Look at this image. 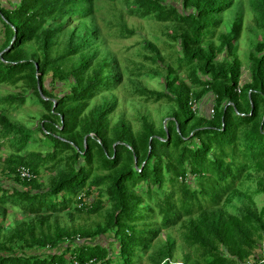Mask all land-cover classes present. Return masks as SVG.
<instances>
[{
	"label": "trees",
	"instance_id": "trees-1",
	"mask_svg": "<svg viewBox=\"0 0 264 264\" xmlns=\"http://www.w3.org/2000/svg\"><path fill=\"white\" fill-rule=\"evenodd\" d=\"M107 1L115 4L16 0L0 6V85L19 88L0 95V152L9 150L0 154V177L12 181L0 182V264H70L71 258L136 264L144 255L151 264H239L261 249L264 232V204L247 201L240 189L255 180V191L264 192V0H246L257 38L247 77L236 54L244 1L181 0L178 9L165 0H123L129 15L171 22L178 44V60L167 63L155 43L142 42L151 53L143 58L162 63L163 72L154 75L163 87L141 85L139 63L129 70L133 93L163 99L171 109L159 124L141 114L136 129L124 117L111 123L122 71L95 16ZM234 2L233 21L222 31V13ZM114 19L116 36L136 33L122 14ZM98 94L100 102L89 107ZM192 98L198 112L189 106ZM27 101L40 106L35 128L6 112ZM208 104L212 116L206 106L203 112ZM39 143L43 148L30 149ZM19 166L36 177L20 179ZM45 170H55L48 185L39 177ZM96 213L103 221L92 226L62 222ZM175 225L188 248L181 260L171 235L148 252L161 230ZM100 236L108 240L97 241Z\"/></svg>",
	"mask_w": 264,
	"mask_h": 264
},
{
	"label": "rangeland",
	"instance_id": "rangeland-1",
	"mask_svg": "<svg viewBox=\"0 0 264 264\" xmlns=\"http://www.w3.org/2000/svg\"><path fill=\"white\" fill-rule=\"evenodd\" d=\"M14 1L16 0H12V3ZM165 1L177 7L178 9H181V0ZM242 1H244L245 5L243 6L244 23L241 36L238 39L236 54L242 62L243 76L247 77V55L248 52L252 49V46L254 42H256L257 38L255 37V31L253 29V14L246 6V0ZM114 3L115 4H111L108 1L101 2L102 5H99V9L95 13L100 33L102 37H104V39L106 40L105 46L112 52L118 62L120 70L122 71L121 80L116 86V88L112 91L114 96L116 97V106L110 115L111 123H116L121 117H124L130 122L132 128L136 129L139 126V116L141 114H148L151 120H153L156 124H159L166 120V115L170 113L171 105H169V103H167L163 99L158 102L145 101L138 94H134L129 79L135 78L130 76L129 70L133 69L135 67V64H142L144 68L142 70V75L139 79L136 80H139V83L141 85L146 86L148 88L156 90L162 89V77L159 75H154L155 70H160V72H163L164 69L162 63L154 64L151 63L149 60H145L143 58L144 54L150 55L151 53L142 47V42L144 39H146L155 43L157 47H159L161 55L166 58L165 62H176L179 57L174 53V50L178 48V44L177 41H175L174 38H172L171 36V22L157 21L152 17L140 18L136 15H129L126 9L127 5L123 0H115ZM235 11H237V2H234V4L229 9L222 13L224 23L219 27L220 30H226V28H228V26L232 23L233 18L235 16ZM118 14H122V17L129 28H133L136 30V33L134 35L129 37L116 36V34L114 33L115 27H113L112 25L115 21L114 18L117 17ZM108 22H110V25ZM1 38L2 33L0 31V39ZM152 70H154V72L151 73ZM180 75L182 77L185 76L183 72H181ZM46 86H48L47 83ZM59 89L62 88L59 87L58 90ZM14 91H19V88L7 84L0 85V95H4ZM58 93L60 92L58 91ZM100 99V94L94 96V98L90 100L89 107H91L95 103L100 102ZM205 106L207 107V105H203V107ZM39 111L40 106L38 104H32L29 101H27L21 107L12 106L8 110H6L11 119L22 122L30 128L36 127V124L38 122ZM41 148L43 147H41L39 143V145L30 149L38 151ZM3 152L8 153L9 150L5 149L0 152V154H2ZM54 171L55 170H45L40 173L39 177L42 179L45 185H48V179L50 178V175L54 173ZM0 182L6 186L12 185V181L10 178L0 177ZM255 187V180H247L244 185L240 187V189L247 193V201L252 200L257 206L260 207L264 204V192L262 194L256 192ZM141 188L145 189V185H142ZM104 198L105 197L103 196V200ZM15 212L16 211H11V213L13 214ZM155 212L157 213V210H155ZM12 216L9 215L7 223L11 224L14 222V219L11 218ZM154 219L157 220L158 216H155ZM63 221L67 224L71 222L86 223L88 226H92L97 222H102L103 217L101 214L98 213L90 215L75 214L73 220L65 216L63 217L62 222ZM181 229L182 228L180 225H175L168 229L161 230L157 238L154 239L153 245L148 252L153 251L154 249H156V247L162 245L165 237L167 235H171L175 238L176 241L175 259L181 260L182 253L188 249L185 244H182L183 242L181 239ZM96 240L106 241L108 240V238L106 236H100ZM80 242H82V240H80ZM136 264H151V262L148 260L147 255H144L140 257L139 260H136Z\"/></svg>",
	"mask_w": 264,
	"mask_h": 264
},
{
	"label": "built area",
	"instance_id": "built-area-1",
	"mask_svg": "<svg viewBox=\"0 0 264 264\" xmlns=\"http://www.w3.org/2000/svg\"><path fill=\"white\" fill-rule=\"evenodd\" d=\"M236 90H237V92H240L239 87H237ZM189 106L193 112H198V110L200 108V103L192 98L189 101ZM207 108H208V115L212 116L214 114L213 104H211V105L208 104ZM16 172H17L19 178L22 180H30V179L36 177V175L26 166L17 167ZM90 263H91V260L81 263L75 258L70 259V264H90ZM171 263H173V264H184L181 261H173ZM263 263H264V232L262 233L261 249L259 250V254L252 255L249 258H247L246 260L240 262L239 264H263Z\"/></svg>",
	"mask_w": 264,
	"mask_h": 264
},
{
	"label": "crops",
	"instance_id": "crops-1",
	"mask_svg": "<svg viewBox=\"0 0 264 264\" xmlns=\"http://www.w3.org/2000/svg\"><path fill=\"white\" fill-rule=\"evenodd\" d=\"M13 3H12V0H0V4H1L0 6H4V7H10V4H13ZM0 31L2 33V38L0 39V41H2V39L4 38V36H3V29H2V26H1V22H0ZM203 112L204 113H207V108L204 107L203 108ZM255 253H256V255L259 254L258 249L255 251Z\"/></svg>",
	"mask_w": 264,
	"mask_h": 264
},
{
	"label": "water",
	"instance_id": "water-1",
	"mask_svg": "<svg viewBox=\"0 0 264 264\" xmlns=\"http://www.w3.org/2000/svg\"><path fill=\"white\" fill-rule=\"evenodd\" d=\"M7 49V48H6ZM53 100V99H52ZM85 139V138H84ZM134 162H135V165H136V158L134 157ZM136 167V166H135ZM137 168V167H136ZM140 170V168H138Z\"/></svg>",
	"mask_w": 264,
	"mask_h": 264
}]
</instances>
